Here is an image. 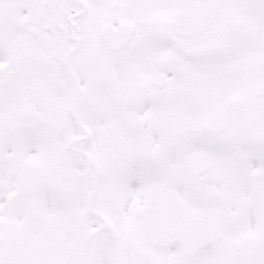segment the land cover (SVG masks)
Masks as SVG:
<instances>
[{
  "label": "snow or ice",
  "instance_id": "6c2138e0",
  "mask_svg": "<svg viewBox=\"0 0 264 264\" xmlns=\"http://www.w3.org/2000/svg\"><path fill=\"white\" fill-rule=\"evenodd\" d=\"M0 264H264V0H0Z\"/></svg>",
  "mask_w": 264,
  "mask_h": 264
}]
</instances>
